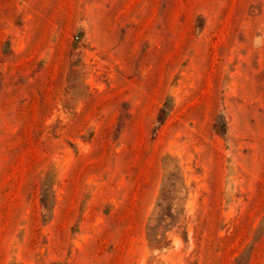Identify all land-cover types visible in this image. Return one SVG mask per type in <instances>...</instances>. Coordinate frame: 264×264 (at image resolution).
<instances>
[{
  "label": "rangeland",
  "instance_id": "374dc122",
  "mask_svg": "<svg viewBox=\"0 0 264 264\" xmlns=\"http://www.w3.org/2000/svg\"><path fill=\"white\" fill-rule=\"evenodd\" d=\"M0 264H264V0H0Z\"/></svg>",
  "mask_w": 264,
  "mask_h": 264
}]
</instances>
